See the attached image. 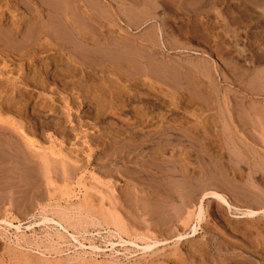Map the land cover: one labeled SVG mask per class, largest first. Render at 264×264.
I'll use <instances>...</instances> for the list:
<instances>
[{
  "label": "rangeland",
  "instance_id": "obj_1",
  "mask_svg": "<svg viewBox=\"0 0 264 264\" xmlns=\"http://www.w3.org/2000/svg\"><path fill=\"white\" fill-rule=\"evenodd\" d=\"M0 147V264H264V0H0Z\"/></svg>",
  "mask_w": 264,
  "mask_h": 264
},
{
  "label": "bare ground",
  "instance_id": "obj_2",
  "mask_svg": "<svg viewBox=\"0 0 264 264\" xmlns=\"http://www.w3.org/2000/svg\"><path fill=\"white\" fill-rule=\"evenodd\" d=\"M116 42V41H115ZM125 45V44H124ZM105 50V49H104ZM151 51V50H150ZM156 52V51H155ZM154 52V53H155ZM153 53V54H154ZM159 55V54H158ZM89 56V55H88ZM177 62V61H176ZM175 62V63H176ZM109 64V63H108ZM7 65V64H6ZM5 65V66H6ZM182 67V66H181ZM10 71V70H9ZM187 71V70H186ZM19 78V77H18ZM24 78V77H23ZM113 78V77H112ZM180 82H184V80L183 81H180ZM187 82V81H186ZM189 82V81H188ZM183 84V83H182ZM9 87V86H8ZM87 88V87H86ZM184 90V89H183ZM3 92V91H2ZM21 93V92H20ZM216 93V92H215ZM11 94V93H10ZM9 94V95H10ZM199 94V93H198ZM7 95H8V93H7ZM201 96V95H200ZM5 97H6V95H5ZM18 97V96H17ZM69 97V96H68ZM25 99V98H24ZM26 99H28V98H26ZM14 100V99H13ZM209 100V99H208ZM11 101V100H10ZM25 101V100H24ZM208 102V101H207ZM10 103V102H9ZM9 105V104H8ZM7 106V105H6ZM20 108V107H19ZM104 108V107H103ZM112 108V107H111ZM5 112V111H4ZM67 113V112H66ZM69 116V115H68ZM11 118V117H10ZM14 119V118H13ZM11 121H13V124H14V120H11ZM16 123V122H15ZM18 123V122H17ZM16 123V124H17ZM19 125V124H18ZM22 126V125H21ZM18 128V127H17ZM20 128V127H19ZM102 131V130H101ZM22 133V132H21ZM19 136V135H18ZM22 137V136H21ZM51 139V138H50ZM14 141V140H13ZM18 142V141H17ZM15 147V146H14ZM13 147V148H14ZM1 148V147H0ZM3 148V147H2ZM44 148V147H43ZM93 149V148H92ZM1 150V149H0ZM4 149H2V152H3V156H4V158H5V155H7V154H5L4 153V151H3ZM21 150V149H20ZM8 151V150H7ZM46 151V150H45ZM1 153V152H0ZM8 153H10V152H8ZM2 154V153H1ZM5 154V155H4ZM11 154V153H10ZM13 156H16V155H13ZM68 156H70V155H68ZM3 158V159H4ZM24 158V157H23ZM5 159H8V157L7 158H5ZM18 159H20V157L18 158ZM3 161V160H2ZM1 161V162H2ZM22 161V160H21ZM264 161V160H263ZM4 162V161H3ZM17 162H20V161H17ZM35 162V161H34ZM21 163V162H20ZM24 163V162H23ZM55 163V162H54ZM77 163V162H76ZM4 164V163H3ZM26 164H27V162H26ZM36 164V163H35ZM258 164V163H257ZM244 165V164H243ZM29 166H31V168H34V167H32V165H29ZM28 167V166H27ZM183 167V166H182ZM185 167V166H184ZM6 168V167H5ZM40 168H41V165H40ZM68 167H66V169H67ZM81 168H83L82 166H78V167H76L75 166V170H77V169H80L81 170ZM2 169V168H1ZM7 169V168H6ZM28 169H29V167H28ZM56 169V168H55ZM72 169V168H71ZM4 170V169H3ZM256 170V169H255ZM57 171V170H56ZM78 171V170H77ZM61 172V171H60ZM47 175V174H46ZM221 175V174H220ZM223 175V174H222ZM253 175V174H252ZM1 177V176H0ZM225 177V176H224ZM251 177V176H250ZM244 178V177H243ZM100 179V178H99ZM215 179H216V177H215ZM218 179V178H217ZM221 178L219 177V180H220ZM102 180V179H101ZM222 180V179H221ZM235 181V180H234ZM247 182V181H246ZM210 183V182H209ZM213 183V182H212ZM225 183V182H224ZM14 184V183H13ZM227 184V183H226ZM219 185V184H218ZM19 186V185H18ZM79 186V185H78ZM216 186V185H215ZM214 187V186H213ZM247 187V186H246ZM2 188V187H1ZM215 188V187H214ZM259 189V188H258ZM115 190V189H114ZM242 190V189H241ZM192 193V192H191ZM207 193V192H206ZM205 193V196L204 197H212V198H215V200H218L221 204H223L226 208H227V210L228 211H230V212H232L233 211V209H237L236 207H234L232 204H231V202L229 201V199H228V197H227V195H225V194H223V193H220V192H218V191H214V190H212V191H209V193H207L206 194ZM245 194V193H244ZM198 196V195H197ZM202 196V197H203ZM4 198V197H3ZM0 199H2V198H0ZM248 199H249V197H248ZM3 200V199H2ZM16 201V200H15ZM26 201V200H25ZM93 201V200H92ZM259 201V200H258ZM1 202H3V201H1ZM103 202V201H102ZM110 202V201H109ZM69 203V202H68ZM95 203H97V202H95ZM145 203H146V201H145ZM149 203V202H148ZM28 204H26V206H27ZM38 205V204H37ZM101 205H102V203H101ZM105 205V204H104ZM121 205V204H120ZM19 206V205H18ZM44 206V205H43ZM88 206V205H87ZM103 206V205H102ZM101 206V207H102ZM110 206V205H109ZM47 207V206H46ZM204 207V206H203ZM26 208V207H25ZM105 208H107V207H105ZM112 208V207H111ZM143 208V207H142ZM48 209V208H47ZM53 209V208H52ZM61 209V208H60ZM59 209V210H60ZM64 209V208H63ZM69 209V208H68ZM26 210V209H25ZM50 210V209H49ZM48 210V211H49ZM76 210V209H75ZM91 210V209H90ZM191 210V209H190ZM238 210V209H237ZM242 210V209H241ZM240 210V211H241ZM87 211H88V208H87ZM111 211V210H110ZM91 212V211H90ZM239 212V211H238ZM236 213V214H233V216L234 217H236V218H257V217H259L260 215H264V209H261V210H254V209H248L247 208V210H245V212L243 211V213ZM6 213V212H5ZM41 213V212H40ZM60 213V212H59ZM66 213V212H65ZM72 213V212H71ZM88 213V212H87ZM82 214V213H81ZM91 214V213H90ZM90 214H87L88 216L90 215ZM189 214H191V213H189ZM2 215V214H1ZM20 215V214H19ZM39 215V214H38ZM94 215V214H93ZM199 216H201L202 215V206H200V211H199V214H198ZM33 216V215H32ZM113 216H114V214H113ZM164 216V215H163ZM203 216V215H202ZM205 216V215H204ZM44 217H46V216H44ZM71 217V216H70ZM75 217H76V215H75ZM91 217V216H90ZM130 217V216H129ZM8 218V217H7ZM108 218V217H107ZM198 218H200V217H198ZM35 219V218H34ZM72 219V218H71ZM110 219V218H109ZM113 219V218H112ZM112 219L110 220V224H111V221H112ZM1 220V219H0ZM48 220H52L51 222L53 223H55V224H53L54 226L56 225L58 228H59V230L60 231H62L61 232V234H64V233H67V234H69V235H71L72 237H73V234H70V230L66 227V225H64L61 221H55V220H53V219H48ZM114 220H115V218H114ZM78 221V220H77ZM106 221V220H105ZM7 227H9V228H11V229H16V230H18V231H20V228H21V224L19 225H15L14 223H12V222H10V221H7V220H3L2 221ZM122 222V221H121ZM134 222V221H133ZM19 223V222H18ZM21 223V222H20ZM114 222H112V225H114L113 224ZM48 224H50V222L48 223ZM85 224V223H84ZM101 225V224H100ZM198 225V224H197ZM34 226H36L35 224H34ZM41 226V225H40ZM49 226V225H48ZM55 226V227H56ZM72 226V225H71ZM80 226V225H79ZM98 226V225H97ZM29 227H31V225L29 226ZM54 227V228H55ZM56 227V228H57ZM125 227V226H124ZM4 228V227H3ZM35 228V227H34ZM51 228H52V226H51ZM57 228V229H58ZM77 228V227H76ZM109 228V227H108ZM125 228H127V227H125ZM134 228V227H133ZM256 228V230L258 231V233L259 232H261V229L259 230L258 229V227H255ZM22 229V228H21ZM139 229V228H138ZM34 230V229H33ZM55 230V229H54ZM120 230V229H119ZM60 231H59V233H60ZM114 231V230H113ZM4 232V231H3ZM10 232V231H9ZM57 232V231H56ZM84 232V231H83ZM107 232V231H106ZM133 232H135V231H133ZM58 233V234H59ZM86 233V232H85ZM196 233H197V226H194V228H193V233L192 234H189V235H187L186 237H192V236H195L196 235ZM1 234V233H0ZM132 234V233H131ZM188 234V233H187ZM51 235V234H50ZM76 235V234H75ZM137 235V234H136ZM184 235V234H183ZM2 236V235H1ZM0 236V237H1ZM24 236V235H23ZM58 236V235H57ZM140 236V235H139ZM145 236V235H144ZM3 237V236H2ZM10 237V236H9ZM59 237H62V236H59ZM179 237H182V236H179ZM184 237V236H183ZM6 238V237H5ZM43 238V237H42ZM63 238V237H62ZM145 238V237H144ZM143 238V239H144ZM147 238V237H146ZM15 239V238H14ZM46 239V238H45ZM59 239V238H58ZM61 239V238H60ZM182 239V238H181ZM24 240H25V238H24ZM62 240V239H61ZM74 240H77V239H75V237H74ZM133 240V239H132ZM20 241V240H19ZM38 241V240H37ZM43 241V240H42ZM53 241V240H52ZM69 241V240H68ZM26 242V241H25ZM28 242V244L30 245V244H32L33 243V241H32V243H31V241H27ZM26 242V243H27ZM47 242V241H46ZM56 242V241H55ZM57 242H58V240H57ZM129 242H130V240H129ZM142 242V241H141ZM68 243V242H67ZM133 243V242H132ZM45 244V243H44ZM57 244H59V243H57ZM81 244V243H80ZM110 244V243H109ZM117 244V243H116ZM120 244V243H119ZM158 244V243H157ZM49 246H52V245H50V244H48ZM96 245V244H95ZM113 245V244H112ZM133 245H134V243H133ZM136 245V244H135ZM153 245V244H152ZM155 245V244H154ZM22 246V245H21ZM48 246V247H49ZM88 246V245H87ZM93 246V245H92ZM150 246V245H149ZM57 247V246H56ZM55 247V248H56ZM61 247V246H60ZM78 247V246H77ZM94 247V246H93ZM97 247V246H96ZM95 247V248H96ZM26 248V247H25ZM53 248V247H52ZM98 249H99V247H98ZM175 249V248H174ZM181 250V249H180ZM37 251V250H36ZM49 251V250H48ZM66 251V250H65ZM114 251V250H113ZM38 252V251H37ZM55 252V251H54ZM114 255V254H113ZM120 255V254H119ZM96 258V257H95ZM156 258V257H155ZM177 258V257H176ZM38 259H40V257L38 258ZM44 259V258H43ZM73 259V258H72ZM71 259V260H72ZM157 259V258H156ZM81 260V259H80ZM94 260V259H93ZM154 260V259H153ZM69 261V260H68ZM76 261V260H75ZM82 261V260H81ZM47 262V261H46ZM70 262V261H69ZM96 262V261H95ZM113 262V261H112ZM30 263V262H29ZM66 263V262H65ZM107 263H108V260H107ZM116 263H117V260H116ZM33 264V263H32ZM38 264V263H37ZM41 264H42V262H41ZM45 264V263H44ZM105 264V263H104ZM218 264V263H217Z\"/></svg>",
  "mask_w": 264,
  "mask_h": 264
}]
</instances>
